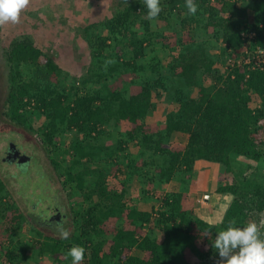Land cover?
Instances as JSON below:
<instances>
[{
    "label": "trees",
    "instance_id": "1",
    "mask_svg": "<svg viewBox=\"0 0 264 264\" xmlns=\"http://www.w3.org/2000/svg\"><path fill=\"white\" fill-rule=\"evenodd\" d=\"M194 2L198 11L191 16L185 0H160L162 11L153 22L145 18L143 0H117L111 17L76 29L91 55L81 77L62 69L30 33L5 49L10 86L2 115L52 148L49 158L62 170L58 178L65 176L63 188L79 193L82 201L68 221L71 228L63 218L44 222L21 210L0 176L2 264H71L65 254L73 246L85 248L83 264H217L216 232L233 220L234 227L259 223L264 212V62H254L257 49L264 47V0ZM212 31L216 40L208 35ZM182 32H188L186 40ZM199 34L207 39L198 40ZM158 45L159 51L170 49L171 61L162 69L143 61ZM106 61L115 63L105 70ZM133 87L138 91L131 92ZM153 88L158 99L177 105L158 130L149 123ZM8 127L0 122V136L14 132ZM72 132L64 151L68 161L58 162L59 143ZM131 143L139 148L136 156L129 151ZM199 163L228 177L209 181L214 194L230 197L226 209L222 204L218 210L219 223L183 205ZM119 174L124 179L118 192L109 177ZM133 177L141 178L142 186L132 199L135 207H129L125 197ZM172 183L176 190L157 208L146 209L149 187ZM153 221L160 240L153 231L140 234ZM60 223L70 231L67 240L58 236ZM29 232L32 244L23 238Z\"/></svg>",
    "mask_w": 264,
    "mask_h": 264
},
{
    "label": "rangeland",
    "instance_id": "2",
    "mask_svg": "<svg viewBox=\"0 0 264 264\" xmlns=\"http://www.w3.org/2000/svg\"><path fill=\"white\" fill-rule=\"evenodd\" d=\"M116 3L117 0H30L29 5L21 12L18 23L0 26V122L8 123L10 125L8 129L14 131L0 136V176L7 184L12 198L17 201L21 210L26 215L33 214L39 219H44V222L53 213L59 211L62 215H65V226L69 225L68 227L71 228L68 223L72 222V213L77 209L76 203L81 202L82 199L76 191L73 193L72 189L67 188L65 190L63 188L61 182L64 181L65 176L58 178V173L62 170L54 168L49 158L52 154L50 153L52 148L42 146L37 134L15 126L14 122L2 115L4 107L2 101L10 86L8 81L9 69L4 57L5 49L15 38L24 33H30L35 40L36 46L53 54L55 61L62 69L76 77H81L84 75L87 65L90 64L91 55L90 48L85 40L76 35V29L79 26L85 27L90 23L111 17L110 6ZM101 34L106 36V31ZM216 34L213 31L208 33L215 40ZM181 35L184 40L189 37L188 32H182ZM197 39L204 41L207 37L199 34ZM159 48L162 47L158 45L155 52L149 53L148 57L143 60L144 63L159 65L158 69L168 66L171 61L170 49L159 51ZM156 56L160 58V61L163 59V62L157 63V59L154 60ZM123 78L128 79V76L124 75ZM178 80L180 81V79ZM180 85H183L182 80ZM182 88L185 97H188L190 91L185 86ZM138 89V87H133L130 91L137 92ZM152 91L154 109L149 123L153 129L158 130L164 127L166 114L176 108L177 105L168 102V98L164 100L158 99L156 97L159 91L158 88H153ZM255 102L256 100H254ZM40 124L41 120L37 121L34 128H38ZM73 134L74 132L65 134V138L59 143L61 145L60 153L58 156H54L58 162H63L64 159L68 161L64 151ZM184 140L185 137H178L177 139L180 144L184 143ZM12 144H15L22 153L24 152L23 154L29 157V160L26 161L27 163L22 166L24 168L17 166L13 162L3 161L2 158L5 157L7 148ZM129 151L136 156L139 148L135 143H131ZM205 167L201 163L198 164V175L191 181L189 189L184 191L182 202L185 208H192L201 219L212 224L219 223L221 216L218 210L222 204L227 205L230 197L214 194L209 189V181L218 177L223 181L228 179V177L218 173V170L213 171ZM109 179L110 186L118 192L121 191L120 181L124 179V175L119 174L118 177L110 176ZM132 179V181L127 183L129 194L125 197L129 207H135L134 200L137 199L138 189L142 186L141 178L133 177ZM177 186L175 183L163 185L158 189L150 186L152 197L149 205L145 206L146 209L150 210V206L153 205L157 208L161 199L176 190ZM207 194L210 196L209 199L205 197ZM5 197L7 196H3V198ZM140 206L144 208L142 203ZM215 215L217 216L215 217ZM149 231L155 232L159 240L161 239V232L154 221L145 225L140 230V234H145ZM33 237L32 232L23 235V238L31 244L33 243L31 241ZM31 252L32 249L29 250L28 254ZM46 255L51 258L49 254ZM40 259H42L41 263H43V258ZM0 264H2L1 261ZM30 264H34V261H31Z\"/></svg>",
    "mask_w": 264,
    "mask_h": 264
},
{
    "label": "clouds",
    "instance_id": "3",
    "mask_svg": "<svg viewBox=\"0 0 264 264\" xmlns=\"http://www.w3.org/2000/svg\"><path fill=\"white\" fill-rule=\"evenodd\" d=\"M29 3L30 0H0V26L18 23L21 12ZM143 3L147 8L145 18L154 22L162 11L160 0H143ZM184 6L188 15H196L198 5L194 0H185ZM111 63L115 61L105 62V70ZM260 216L259 223L250 221L244 227H234L236 222L233 220L226 230L216 232L212 247L219 255L217 264H264V212ZM56 231L60 239L67 240L70 236L63 223L57 225ZM84 256V247L73 246L65 254V259L71 258V264H83Z\"/></svg>",
    "mask_w": 264,
    "mask_h": 264
},
{
    "label": "flooded vegetation",
    "instance_id": "4",
    "mask_svg": "<svg viewBox=\"0 0 264 264\" xmlns=\"http://www.w3.org/2000/svg\"><path fill=\"white\" fill-rule=\"evenodd\" d=\"M8 147V146H7ZM8 149V148H7ZM13 152V151H12ZM21 152V151H20ZM24 153V152H23ZM6 154H7V150H6V152H5V157H6ZM14 154H15V152H13L12 153V156H11V159H10V161H8V162H13V163H15L16 165H17V163L16 162H14L13 161V156H14ZM4 157V158H5ZM4 158H2V159H4ZM21 160H20V165H17V166H21V165H23L27 160H29V157L28 156H26L25 154H23V156L20 158ZM7 162V161H6ZM65 217V215H62L59 211H57L56 213H53L52 215H51V217L50 218H48L46 221L47 222H52V221H56V220H62V218H64Z\"/></svg>",
    "mask_w": 264,
    "mask_h": 264
},
{
    "label": "water",
    "instance_id": "5",
    "mask_svg": "<svg viewBox=\"0 0 264 264\" xmlns=\"http://www.w3.org/2000/svg\"><path fill=\"white\" fill-rule=\"evenodd\" d=\"M12 151L15 152L13 156V161L19 164L21 160L20 158L23 156V153L19 151L15 144H12L8 147L6 157L3 159V161H10L13 153Z\"/></svg>",
    "mask_w": 264,
    "mask_h": 264
},
{
    "label": "built area",
    "instance_id": "6",
    "mask_svg": "<svg viewBox=\"0 0 264 264\" xmlns=\"http://www.w3.org/2000/svg\"><path fill=\"white\" fill-rule=\"evenodd\" d=\"M254 34H251L250 37H253ZM264 62V47L258 48L256 51V60L254 65H259Z\"/></svg>",
    "mask_w": 264,
    "mask_h": 264
},
{
    "label": "crops",
    "instance_id": "7",
    "mask_svg": "<svg viewBox=\"0 0 264 264\" xmlns=\"http://www.w3.org/2000/svg\"><path fill=\"white\" fill-rule=\"evenodd\" d=\"M205 197H206L207 199L210 198L208 195H205ZM226 207H227V205L225 206V209H226ZM225 209H224V212H225ZM224 212H223V213H224Z\"/></svg>",
    "mask_w": 264,
    "mask_h": 264
},
{
    "label": "bare ground",
    "instance_id": "8",
    "mask_svg": "<svg viewBox=\"0 0 264 264\" xmlns=\"http://www.w3.org/2000/svg\"><path fill=\"white\" fill-rule=\"evenodd\" d=\"M20 151V150H19ZM210 174V173H209Z\"/></svg>",
    "mask_w": 264,
    "mask_h": 264
}]
</instances>
